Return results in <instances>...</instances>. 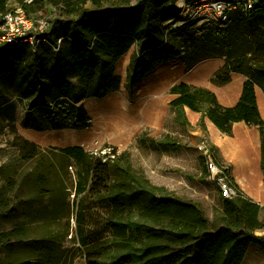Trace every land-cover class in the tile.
<instances>
[{"label":"trees","instance_id":"trees-1","mask_svg":"<svg viewBox=\"0 0 264 264\" xmlns=\"http://www.w3.org/2000/svg\"><path fill=\"white\" fill-rule=\"evenodd\" d=\"M181 0H0V17L15 7L33 17L45 12L44 6L59 11L56 22L45 37L47 43H40L33 50L29 45L7 46L0 56V88L20 85L32 81L39 87V98L46 109L47 118H65L73 122L76 131L90 127V121L81 104L84 100L102 99L120 88V77L115 71L120 59L131 48L132 55L127 68L126 89L132 91L141 81L152 74L154 69L172 59L180 60L194 45L187 43L186 27L170 31L164 23L177 17L175 4ZM192 3L196 0H183ZM237 1V0H227ZM203 41L214 37L243 35L252 42L255 52L251 56H240L225 64L214 74L211 83L224 85L231 80V74H241L250 79L264 92V0H257L247 14L235 11L225 28L209 27ZM183 36V38H182ZM184 45L183 55L174 54L167 45ZM167 52V54H165ZM55 70L48 71L46 67ZM43 70L31 77L30 69ZM198 98L212 102L205 91L189 92ZM204 114L199 121L202 132ZM175 121L190 127L181 106L175 108ZM47 123V121H45ZM35 131L49 130L48 124L33 126ZM258 130L263 138L261 168L264 177V125ZM192 143L203 140L191 137ZM140 144L149 149L179 147L172 141H156L142 134ZM106 147V146H105ZM191 154L195 150L184 146ZM113 149V148H112ZM216 163V150L210 147ZM21 157L35 161L47 152L38 150L35 144L26 140L19 147ZM57 153L61 168L75 167L74 197L78 199L75 214L76 240L83 253H99L104 259H113L118 264H147L160 258H171L167 264H241L250 245L264 249V206H260L239 193L232 199L220 198L221 209L214 211L212 223L204 220L203 225L191 224L178 219H164L159 232L161 238L147 239L138 246L127 239H106L87 245L81 232L82 207L86 203L111 200L108 191V163H103L98 154L85 152L79 147L51 148ZM116 152L115 149H113ZM199 162L204 163L202 156ZM40 161L36 160V162ZM118 171L130 182L131 195H145L156 203L190 206L174 194L153 187L148 181L130 172L128 156L121 154L114 161ZM193 177V175H191ZM196 177V176H195ZM206 170L203 168L198 181L205 183ZM50 197L57 199V193ZM8 208V207H7ZM200 212L198 206H194ZM201 214V212H200ZM20 226L0 235V243L10 252L12 242L23 235ZM31 256L28 259L0 258V264H58L63 261L59 248L51 241L33 245H20Z\"/></svg>","mask_w":264,"mask_h":264},{"label":"crops","instance_id":"crops-1","mask_svg":"<svg viewBox=\"0 0 264 264\" xmlns=\"http://www.w3.org/2000/svg\"><path fill=\"white\" fill-rule=\"evenodd\" d=\"M210 40L214 42L194 45L180 60L158 65L132 91L121 79L118 91L82 103L90 127L81 131L68 128L74 142L60 148L79 147L94 154L104 146L113 148L118 156H128L133 175L190 203H156L145 195H131L129 179L112 165L108 167L107 191L111 200L83 205V237H99L95 242L129 240L132 235L152 239L161 238L147 234L159 230L164 219L197 225H203L204 220L212 223L215 208L221 209V197L213 185L197 179L205 166L199 162L201 154L198 145L192 143V136L215 148L219 164L226 167L228 179L244 197L264 206L263 138L258 130L259 125H264V92L241 74H231L230 82L221 86L211 83L226 61L251 56L255 46L243 35ZM193 90L205 91L213 101L189 93ZM178 106L183 108L190 127L175 121ZM202 113L205 132L198 124ZM63 131L61 128L58 132ZM144 133L156 141H172L180 146L145 148L139 142ZM26 141L42 146L41 142L28 138ZM185 145L192 147L194 154ZM194 206L199 207L201 214ZM256 235H264V231ZM249 252L252 254L247 258ZM241 264H264V249L250 245Z\"/></svg>","mask_w":264,"mask_h":264},{"label":"rangeland","instance_id":"rangeland-1","mask_svg":"<svg viewBox=\"0 0 264 264\" xmlns=\"http://www.w3.org/2000/svg\"><path fill=\"white\" fill-rule=\"evenodd\" d=\"M174 8L178 16L164 23V28L170 31L177 30L184 24L183 15L180 16L184 8ZM44 9L45 12L34 15L32 18L34 21L45 20L52 27L59 16V11L46 5ZM184 26L187 30L185 37H189L187 43L192 40L198 44L214 42L210 39L203 41L208 30L197 29L196 26ZM166 48L171 49L174 54L183 55L185 46L182 45L177 49V45L168 44ZM135 51V48L129 51L128 65ZM3 52H0V56L4 54ZM177 60L172 59L170 62ZM128 65L124 76L116 70L120 79L124 81L127 77ZM46 69L55 70L53 66H48ZM42 70L43 68L30 69L29 74L34 77ZM39 94V87L32 81L23 85L15 82L13 86L0 88V235L18 228L20 224L23 228L22 237L12 242L10 252L5 251L0 243V258L28 259L31 256L30 251L26 248L21 249L20 245L51 241L64 257L58 264H113L115 263L113 259H104L99 253H83V248L75 239L76 226L71 219L72 216L75 217L78 203L73 192L76 168L73 166L67 169L61 168L57 153L49 151L51 148L70 144L68 140L73 138V132L68 128L72 129L73 122L65 118H47L46 109L40 101ZM84 101L81 104H84ZM57 123L64 129L63 132L53 131L52 128ZM43 124H48L49 130L32 129L33 126ZM25 132L32 136L35 134L40 136L35 135L36 139H31L24 135ZM26 138L41 142L42 146L35 143L36 147L41 152L47 153L36 159L40 161H26L21 157L19 147ZM52 193H57V199L53 200L50 197ZM161 236L159 230H151L147 234V237ZM90 237L93 236L84 237L87 245L100 242H90ZM129 240L141 246L147 238L132 235ZM166 258L171 260L169 257ZM118 264H129V262L124 261Z\"/></svg>","mask_w":264,"mask_h":264},{"label":"built area","instance_id":"built-area-1","mask_svg":"<svg viewBox=\"0 0 264 264\" xmlns=\"http://www.w3.org/2000/svg\"><path fill=\"white\" fill-rule=\"evenodd\" d=\"M256 3L257 0L232 2L227 0H196L192 3L184 1V10L180 16L183 15V25L196 26L197 29L201 30L209 27L222 29L229 24L231 13L240 11L247 14ZM50 29L51 24L47 21H34L20 7H15L0 17V50L13 45H29L35 50L38 44L47 43L44 36L48 34ZM197 150L204 161L205 182L213 185L221 198L238 197L240 192L228 179L226 167L216 163L214 154L205 140L198 144ZM96 154L103 163H108L109 166L114 165V161L118 157V153L108 146L100 149ZM72 217L71 221L74 225L75 217Z\"/></svg>","mask_w":264,"mask_h":264},{"label":"bare ground","instance_id":"bare-ground-1","mask_svg":"<svg viewBox=\"0 0 264 264\" xmlns=\"http://www.w3.org/2000/svg\"><path fill=\"white\" fill-rule=\"evenodd\" d=\"M177 8L178 9H183L184 8V1L181 0L179 2H177ZM128 60H129V53L125 54L121 59L120 61L118 62V66L116 67V70L122 74L123 76L125 75V70H126V67L128 65ZM87 105H88V101L85 102V109L87 108ZM60 124H55L54 127H53V131L55 132H58L60 130ZM24 135L28 138H31V139H36L35 135L36 136H40V134H35V135H31L30 133L28 132H25ZM43 136V135H42ZM74 136V135H73ZM67 142V141H66ZM68 142L70 143H73L74 142V138L72 139H69ZM97 238V236H93V237H90L89 238V241L90 242H93L95 241ZM252 253H248L247 255V258H249L251 256ZM168 262H170V259H167V258H160V259H156V260H153L151 262H149L148 264H167Z\"/></svg>","mask_w":264,"mask_h":264},{"label":"water","instance_id":"water-1","mask_svg":"<svg viewBox=\"0 0 264 264\" xmlns=\"http://www.w3.org/2000/svg\"><path fill=\"white\" fill-rule=\"evenodd\" d=\"M115 76H119V74L115 71V74H114Z\"/></svg>","mask_w":264,"mask_h":264}]
</instances>
